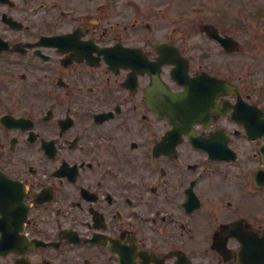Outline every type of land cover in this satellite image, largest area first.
<instances>
[{
	"label": "flooded vegetation",
	"instance_id": "obj_1",
	"mask_svg": "<svg viewBox=\"0 0 264 264\" xmlns=\"http://www.w3.org/2000/svg\"><path fill=\"white\" fill-rule=\"evenodd\" d=\"M158 1L0 0V264H264V13Z\"/></svg>",
	"mask_w": 264,
	"mask_h": 264
},
{
	"label": "rangeland",
	"instance_id": "obj_2",
	"mask_svg": "<svg viewBox=\"0 0 264 264\" xmlns=\"http://www.w3.org/2000/svg\"><path fill=\"white\" fill-rule=\"evenodd\" d=\"M156 3L159 5L160 1L157 0ZM168 8H171V11L167 19H173V25L183 23V28L197 29L201 24L211 22L209 19L214 13H217L225 24L232 22L235 15L237 22L244 26L250 14L264 13V0H173ZM255 21L259 22L260 19ZM221 59L227 58L222 56Z\"/></svg>",
	"mask_w": 264,
	"mask_h": 264
}]
</instances>
